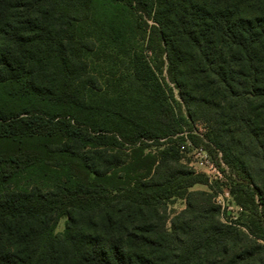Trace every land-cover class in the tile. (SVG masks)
I'll use <instances>...</instances> for the list:
<instances>
[{
  "label": "trees",
  "instance_id": "trees-1",
  "mask_svg": "<svg viewBox=\"0 0 264 264\" xmlns=\"http://www.w3.org/2000/svg\"><path fill=\"white\" fill-rule=\"evenodd\" d=\"M184 142L220 155L238 219ZM33 169L51 184L18 188ZM0 264H264V0H0Z\"/></svg>",
  "mask_w": 264,
  "mask_h": 264
},
{
  "label": "rangeland",
  "instance_id": "rangeland-1",
  "mask_svg": "<svg viewBox=\"0 0 264 264\" xmlns=\"http://www.w3.org/2000/svg\"><path fill=\"white\" fill-rule=\"evenodd\" d=\"M139 24L134 28V35L132 34L130 38L129 45H131L132 50L137 51L142 54V57L151 64V66L157 71L158 77L164 80L169 87L172 88L174 96L178 100L176 89L167 79L166 65L163 63L164 57L161 56L159 48L153 43L151 48H148V31L151 25L150 21L146 20L147 26H145L142 21H138ZM96 50L89 56V64L93 73L102 75L105 72L107 65L112 63V60L107 58V55L111 53V48L108 46H103L100 42L96 41ZM183 109V108H182ZM196 130L198 133H204V129L201 125H196ZM201 146L192 147L188 142H184L180 146V163L187 169H191L196 174H201L207 180L209 187L203 184L194 185L191 190L205 191L212 193L214 205L218 208L219 217L222 222H231L240 217L241 209L234 203L232 196L227 190L229 170L220 160V155L214 154L209 155L204 152L207 156L209 162H211L217 171L220 173V177L214 176L213 173L205 166L203 161L199 156V149ZM202 149V148H201ZM148 149L146 150V152ZM55 170L51 169H33L28 174L24 175L17 184L18 188L25 185L33 184H51ZM211 189V190H210ZM185 208V203L181 199L171 200L167 203L166 214L171 217ZM66 224L65 217H59L54 229V234H60L64 231ZM169 225V224H168ZM167 225V226H168Z\"/></svg>",
  "mask_w": 264,
  "mask_h": 264
},
{
  "label": "built area",
  "instance_id": "built-area-1",
  "mask_svg": "<svg viewBox=\"0 0 264 264\" xmlns=\"http://www.w3.org/2000/svg\"><path fill=\"white\" fill-rule=\"evenodd\" d=\"M204 152L205 151L203 149H201V148L199 149V156H200L201 160L203 161L205 166L211 171V173L214 174V176L220 177V173L217 171L215 166L211 162H209V160H208V158Z\"/></svg>",
  "mask_w": 264,
  "mask_h": 264
}]
</instances>
